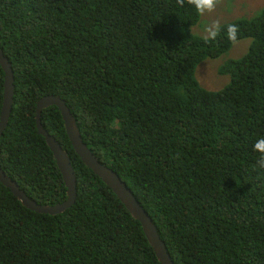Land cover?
Segmentation results:
<instances>
[{
	"label": "trees",
	"instance_id": "1",
	"mask_svg": "<svg viewBox=\"0 0 264 264\" xmlns=\"http://www.w3.org/2000/svg\"><path fill=\"white\" fill-rule=\"evenodd\" d=\"M220 1V0H218ZM200 14L185 0H0V47L14 75L0 166L38 203L66 199L35 105L65 100L81 137L151 216L174 264H264V6L221 24L212 41L193 34ZM238 39L247 52L207 90L197 64ZM4 71L0 66V107ZM43 126L70 156L76 200L35 212L0 182V264H159L140 223L74 152L58 108Z\"/></svg>",
	"mask_w": 264,
	"mask_h": 264
},
{
	"label": "water",
	"instance_id": "2",
	"mask_svg": "<svg viewBox=\"0 0 264 264\" xmlns=\"http://www.w3.org/2000/svg\"><path fill=\"white\" fill-rule=\"evenodd\" d=\"M0 66L4 71L2 103L0 107L1 136L11 113L13 94L15 90L14 75L11 63L8 57L3 53L1 47ZM51 105L56 106L60 112L65 132L74 152L78 155L84 165L88 167L107 187L111 189V191L117 196L118 200L124 205L130 215L140 223L147 242L152 248L159 264H174L172 257L169 254L164 241L160 237L157 226L153 222L151 216L140 204L131 189L120 178V176L111 167L101 163L96 155L88 148L81 137V133L74 115L71 113L69 107L65 103V100L59 95L47 94L38 99L35 105V124L37 132L44 137L45 142L51 150L53 158L55 159L56 165L66 187V199L54 204L38 203L34 199L30 198L13 179L7 176L1 166L0 182L9 188L11 193L17 197L22 205L38 213H47L51 215L59 214L74 204L77 196V176L70 156L68 155L67 151L61 147L54 135L43 126L40 120L41 110Z\"/></svg>",
	"mask_w": 264,
	"mask_h": 264
},
{
	"label": "rangeland",
	"instance_id": "3",
	"mask_svg": "<svg viewBox=\"0 0 264 264\" xmlns=\"http://www.w3.org/2000/svg\"><path fill=\"white\" fill-rule=\"evenodd\" d=\"M264 6V0H220L211 13L200 15L196 24L191 27V32L198 36L205 35L204 28L213 21L220 24L237 20L239 18H252ZM249 38L238 39L230 48L214 57H205L195 67L194 75L199 85L207 90L223 88L230 80L228 74L220 73L219 69L227 61L243 56L250 45Z\"/></svg>",
	"mask_w": 264,
	"mask_h": 264
},
{
	"label": "clouds",
	"instance_id": "4",
	"mask_svg": "<svg viewBox=\"0 0 264 264\" xmlns=\"http://www.w3.org/2000/svg\"><path fill=\"white\" fill-rule=\"evenodd\" d=\"M218 0H187V3L194 6L198 14L203 16L205 13H211L217 5ZM176 3L183 7L185 0H176ZM205 41L215 40L221 33V24L218 20L211 22L204 28ZM239 26L236 24L227 25L226 35L228 40L235 43L238 40ZM253 150L259 153L257 165L264 168V137L258 138L252 145Z\"/></svg>",
	"mask_w": 264,
	"mask_h": 264
}]
</instances>
